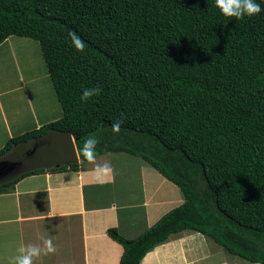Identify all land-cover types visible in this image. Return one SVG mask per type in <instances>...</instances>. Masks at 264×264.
Listing matches in <instances>:
<instances>
[{"label": "trees", "instance_id": "1", "mask_svg": "<svg viewBox=\"0 0 264 264\" xmlns=\"http://www.w3.org/2000/svg\"><path fill=\"white\" fill-rule=\"evenodd\" d=\"M255 2L259 14L236 19L215 0H0V44L12 35L38 42L61 107L58 119L7 140L0 157L53 132L72 136L76 152L95 136L97 155L138 156L183 197L136 237L107 229L123 247L119 264H139L183 230L264 264V0ZM76 161L0 180V193Z\"/></svg>", "mask_w": 264, "mask_h": 264}, {"label": "crops", "instance_id": "2", "mask_svg": "<svg viewBox=\"0 0 264 264\" xmlns=\"http://www.w3.org/2000/svg\"><path fill=\"white\" fill-rule=\"evenodd\" d=\"M16 37L9 36L0 47L9 49L8 43ZM12 61L9 54L0 56V71L4 70L0 75V148L10 138L61 116L57 98L45 96L39 101L31 94L33 87L30 92L25 89V80L35 79L33 76L5 71L16 65ZM35 104L40 106L33 107ZM37 113L46 118L31 121ZM46 136L60 156L36 163L33 152L36 148L42 151L44 143L49 146ZM46 136L37 147L25 143L0 157V180L76 160L77 167L25 175L0 193V264H10L21 244L41 243V236L51 237L57 250L35 264H119L123 247L107 229L115 228L125 238L136 237L183 201L178 186L138 156L127 152L97 155L98 162L106 160L114 170V180L102 184L91 171L93 165L79 159L72 136L71 140L55 132ZM64 143L68 154L62 155ZM209 239L200 232L180 231L148 251L139 264H241L240 257L227 258V252Z\"/></svg>", "mask_w": 264, "mask_h": 264}, {"label": "clouds", "instance_id": "3", "mask_svg": "<svg viewBox=\"0 0 264 264\" xmlns=\"http://www.w3.org/2000/svg\"><path fill=\"white\" fill-rule=\"evenodd\" d=\"M216 7L221 13L228 17L243 19L245 16H253L261 12V7L255 0H215ZM69 38L77 51L83 52L85 48L84 41L75 33L69 32ZM99 86L85 87L81 93L80 99L86 102L93 96L101 92ZM122 120H116L112 124V131L118 133L121 128ZM98 140L95 136H88L83 139L82 146L78 149V157L93 165L91 171L96 175L99 183H108L114 180V170L108 161L98 162L96 146ZM39 244H21L17 249V255L12 257L10 264H35V261L41 256H46L56 252V246L51 237H39Z\"/></svg>", "mask_w": 264, "mask_h": 264}, {"label": "rangeland", "instance_id": "4", "mask_svg": "<svg viewBox=\"0 0 264 264\" xmlns=\"http://www.w3.org/2000/svg\"><path fill=\"white\" fill-rule=\"evenodd\" d=\"M16 38L18 39H14L12 41H10L8 44H10V48L7 49L6 46H2L0 47V56H4V54H9L10 58L13 60L12 62H15L16 65H10V67H6V72H14L13 74H17V73H21L22 75H25L27 77H31L33 76V80L30 79H26V85L25 89L27 88L28 91L30 92L31 87H33V89L35 90L33 94L36 98H38V100H43L45 98V96H52V98L55 97V91L52 87V84L50 82V78L49 75L47 73L46 70V66L44 64V60L43 57L41 55V51H40V47L38 45V42L32 38H23L21 36H17ZM19 40V41H17ZM23 44V46H22ZM30 62H32L33 66L30 65ZM2 62H0L1 65ZM4 73L3 71H0V75ZM2 77V76H1ZM3 80V79H2ZM4 81V80H3ZM1 79H0V84H1ZM26 89V90H27ZM38 91H40V93H38ZM37 92V94H35ZM34 99V98H32ZM58 101V100H56ZM40 106V104H35L33 105V107H37ZM42 106V105H41ZM44 106V105H43ZM42 106V107H43ZM44 109V107H43ZM33 120L31 121H42V119L46 118L45 116H41L40 114H35L34 116H32ZM33 125V122H32ZM49 160L51 161L52 158L49 159H43V161ZM175 185V184H174ZM176 186V185H175ZM177 187V186H176ZM178 190V188H177ZM179 191V190H178ZM209 242L212 244H217L215 243L213 240L209 239ZM213 247V246H211ZM216 252V251H215ZM226 257H232V258H236L237 256L231 255V254H227L225 253ZM239 258V257H238ZM242 261L241 264H246V262L243 259H240ZM248 264V263H247Z\"/></svg>", "mask_w": 264, "mask_h": 264}, {"label": "water", "instance_id": "5", "mask_svg": "<svg viewBox=\"0 0 264 264\" xmlns=\"http://www.w3.org/2000/svg\"><path fill=\"white\" fill-rule=\"evenodd\" d=\"M68 140H71L70 136H68ZM39 141H40V140H39ZM39 141H38V142H39ZM38 142L31 143V145L37 147V146H38ZM45 142H47V143L49 144V136H46V141H45ZM40 145H41V144H40ZM52 145H53V143H52V144H49V146H47L46 143H44V144L41 145V146L44 148V149L41 148L42 151H41L39 148H36V149L34 150L33 154H34V160L37 159V160L35 161L36 163H39V161L41 162V160L44 159V158H45V159L51 158L52 155H53V157H54V156H56V157L60 156L59 152L56 150V149H57L56 147H54L53 149H51ZM60 146H61V145H59V147H60ZM59 147H58V148H59ZM64 147L67 148V146H66L65 143H64ZM64 147H63V153H62V155H64V154H68V153H67L68 148L65 150ZM59 150H60V149H59ZM18 162H19V161H18ZM18 162H17V163H18ZM15 163H16V162H15Z\"/></svg>", "mask_w": 264, "mask_h": 264}]
</instances>
